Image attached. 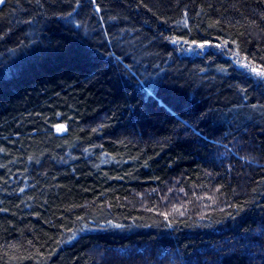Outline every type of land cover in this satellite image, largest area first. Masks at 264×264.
<instances>
[{
	"label": "trees",
	"instance_id": "1",
	"mask_svg": "<svg viewBox=\"0 0 264 264\" xmlns=\"http://www.w3.org/2000/svg\"><path fill=\"white\" fill-rule=\"evenodd\" d=\"M238 61L264 71V0H4L0 264H264Z\"/></svg>",
	"mask_w": 264,
	"mask_h": 264
},
{
	"label": "rangeland",
	"instance_id": "2",
	"mask_svg": "<svg viewBox=\"0 0 264 264\" xmlns=\"http://www.w3.org/2000/svg\"><path fill=\"white\" fill-rule=\"evenodd\" d=\"M2 4H0V6ZM195 46H196V52L197 53L201 52L202 49L203 50L206 49V46H204V45H201V46L200 45H195ZM238 62H239V66H241L242 68H244L246 66V62H242V61H238ZM246 67H248L253 73H255L257 75H259L258 73L264 72L262 69L256 68V67H254L252 65L246 66ZM253 69H255V71H253ZM259 76L264 78V75H259ZM56 128H57V130H56L57 132H63L65 130V126L64 125L57 126Z\"/></svg>",
	"mask_w": 264,
	"mask_h": 264
},
{
	"label": "snow or ice",
	"instance_id": "3",
	"mask_svg": "<svg viewBox=\"0 0 264 264\" xmlns=\"http://www.w3.org/2000/svg\"><path fill=\"white\" fill-rule=\"evenodd\" d=\"M4 3V0H0V4ZM255 71V69H253ZM259 75H264V72L258 73Z\"/></svg>",
	"mask_w": 264,
	"mask_h": 264
}]
</instances>
